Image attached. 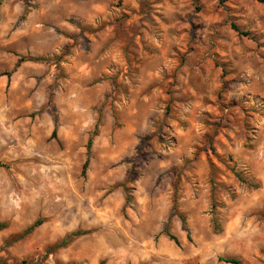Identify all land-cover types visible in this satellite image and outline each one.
<instances>
[{
    "label": "rangeland",
    "instance_id": "1",
    "mask_svg": "<svg viewBox=\"0 0 264 264\" xmlns=\"http://www.w3.org/2000/svg\"><path fill=\"white\" fill-rule=\"evenodd\" d=\"M228 256L264 264V0H0V261Z\"/></svg>",
    "mask_w": 264,
    "mask_h": 264
},
{
    "label": "trees",
    "instance_id": "2",
    "mask_svg": "<svg viewBox=\"0 0 264 264\" xmlns=\"http://www.w3.org/2000/svg\"><path fill=\"white\" fill-rule=\"evenodd\" d=\"M236 27V26H235ZM237 30H239V28L237 27L236 28ZM37 59V58H36ZM20 63V59L17 61V64L18 65ZM56 134V128L53 130V133L52 135L54 136ZM92 143H93V138L92 136L89 137L88 139V142H87V157L83 163V166H82V174L85 175L86 174V171H87V168H88V165H89V162H90V151H91V146H92ZM181 220L183 222V226L186 227V218L184 215H181ZM40 222H35L34 224H32L31 226H29L25 232H28L30 231L34 226H36L37 224H39ZM165 232L169 235V237L173 240H175L176 242H178L177 240V237L175 235H173L172 233H170L168 231V229L165 230ZM221 259L227 261V262H231V263H234V264H243V262L237 258V257H234V256H228V257H221ZM0 264H5L3 261H0Z\"/></svg>",
    "mask_w": 264,
    "mask_h": 264
}]
</instances>
